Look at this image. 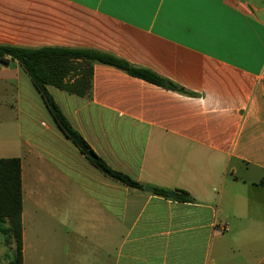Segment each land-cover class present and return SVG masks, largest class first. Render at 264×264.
Returning <instances> with one entry per match:
<instances>
[{
	"label": "crops",
	"instance_id": "1",
	"mask_svg": "<svg viewBox=\"0 0 264 264\" xmlns=\"http://www.w3.org/2000/svg\"><path fill=\"white\" fill-rule=\"evenodd\" d=\"M0 44L112 54L194 94L103 64L93 68L92 98L49 87L112 168L154 190L186 191L194 201L183 203L106 177L43 100H30L22 67L1 65L10 74L5 106L42 126L20 158L24 264H264V0H0ZM28 158L37 165L31 214L53 200L54 220L67 205L72 230L27 225ZM7 228L0 224V264L14 259Z\"/></svg>",
	"mask_w": 264,
	"mask_h": 264
},
{
	"label": "trees",
	"instance_id": "2",
	"mask_svg": "<svg viewBox=\"0 0 264 264\" xmlns=\"http://www.w3.org/2000/svg\"><path fill=\"white\" fill-rule=\"evenodd\" d=\"M17 62L29 76L40 94L46 108L62 134L101 173L128 188L143 190L145 185L128 174L112 168L92 148L86 138L76 130L66 117L49 87H55L69 94L92 98L94 65L103 64L117 68L128 75L181 95L194 96L191 92L158 73L137 67L112 54L92 49L61 47L26 48L0 44V64L10 66ZM89 152L94 158H89ZM264 185V182L261 183ZM156 195L183 203L194 200L182 190L168 191L155 188ZM23 179L22 163L18 157L0 158V224H7L5 234L15 244L12 264H24L23 252Z\"/></svg>",
	"mask_w": 264,
	"mask_h": 264
},
{
	"label": "rangeland",
	"instance_id": "3",
	"mask_svg": "<svg viewBox=\"0 0 264 264\" xmlns=\"http://www.w3.org/2000/svg\"><path fill=\"white\" fill-rule=\"evenodd\" d=\"M9 75L10 74H5L0 71V158H11V157L22 158L23 156L22 144L26 142V138L28 137H29L30 145L34 144L36 142L34 138V132L36 130H40V129L42 130V126L40 125V123L37 122H31V121L27 122L25 118H23L21 122L20 119L22 118L23 114H21V112L18 111V109L16 110L11 107L5 106L6 101L10 99V92L9 91L6 92L3 79L8 78ZM33 90L32 93L34 94L35 97H33L32 93H29L30 100L39 104V106H42L43 102L41 97L35 91L34 88ZM43 119H45L49 124L53 125L51 121L52 120L51 116L48 115V113L46 115L44 113ZM53 126L55 127V125ZM20 127H22L21 129H23V136H22L23 142L20 141L21 139ZM26 127H28V131ZM70 144L71 146H73L72 143ZM37 185L38 184H37L36 160L28 158L24 165V187H25V197L27 198L24 205L26 212L27 210L29 211L28 213H26L27 225L34 228L37 223H40L42 225V230H48L50 228V225L52 226L53 224L55 225L59 224L61 231H67L69 229L72 230V228L68 226L67 205H64V207L62 206L61 208H57L55 210L56 211L55 215L58 216V218L53 220L52 218L54 216L53 200H50L49 203L42 208L43 209L42 211L35 212L37 215L39 214L37 220L36 217L35 220L31 219V217L35 216L36 214L35 215L31 214L32 207L27 200L29 199L32 201L34 198H36L38 192ZM55 200L57 201L58 199ZM58 209H60L59 213H58Z\"/></svg>",
	"mask_w": 264,
	"mask_h": 264
},
{
	"label": "built area",
	"instance_id": "4",
	"mask_svg": "<svg viewBox=\"0 0 264 264\" xmlns=\"http://www.w3.org/2000/svg\"><path fill=\"white\" fill-rule=\"evenodd\" d=\"M214 229L219 233H225L228 230V226L225 223L215 222Z\"/></svg>",
	"mask_w": 264,
	"mask_h": 264
},
{
	"label": "water",
	"instance_id": "5",
	"mask_svg": "<svg viewBox=\"0 0 264 264\" xmlns=\"http://www.w3.org/2000/svg\"><path fill=\"white\" fill-rule=\"evenodd\" d=\"M87 156H88L89 158H94V154H93L92 152H89ZM144 190H145V192H147V193H153V192H154V188H152V187H150V186H147V185L144 187ZM170 197H171V198H174V197H175V193H172V194L170 195Z\"/></svg>",
	"mask_w": 264,
	"mask_h": 264
}]
</instances>
